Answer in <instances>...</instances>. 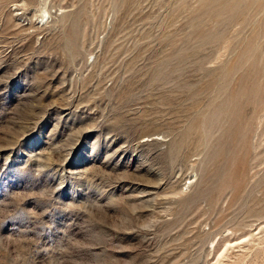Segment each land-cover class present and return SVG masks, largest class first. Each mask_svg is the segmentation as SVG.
Here are the masks:
<instances>
[{
	"label": "rangeland",
	"instance_id": "374dc122",
	"mask_svg": "<svg viewBox=\"0 0 264 264\" xmlns=\"http://www.w3.org/2000/svg\"><path fill=\"white\" fill-rule=\"evenodd\" d=\"M0 264H264V0H0Z\"/></svg>",
	"mask_w": 264,
	"mask_h": 264
}]
</instances>
